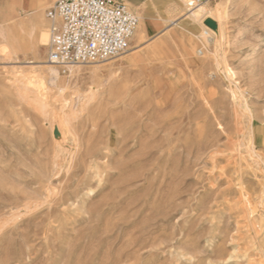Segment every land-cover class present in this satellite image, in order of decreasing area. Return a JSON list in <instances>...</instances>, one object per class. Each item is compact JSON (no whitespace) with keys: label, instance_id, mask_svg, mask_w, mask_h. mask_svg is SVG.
<instances>
[{"label":"rangeland","instance_id":"rangeland-1","mask_svg":"<svg viewBox=\"0 0 264 264\" xmlns=\"http://www.w3.org/2000/svg\"><path fill=\"white\" fill-rule=\"evenodd\" d=\"M187 3L100 62L0 48V264H264V0Z\"/></svg>","mask_w":264,"mask_h":264},{"label":"built area","instance_id":"built-area-1","mask_svg":"<svg viewBox=\"0 0 264 264\" xmlns=\"http://www.w3.org/2000/svg\"><path fill=\"white\" fill-rule=\"evenodd\" d=\"M48 61L66 68L123 54L139 17L121 0H57L46 10Z\"/></svg>","mask_w":264,"mask_h":264},{"label":"crops","instance_id":"crops-1","mask_svg":"<svg viewBox=\"0 0 264 264\" xmlns=\"http://www.w3.org/2000/svg\"><path fill=\"white\" fill-rule=\"evenodd\" d=\"M56 1L0 0V48L6 46L12 53H16L18 58H23L24 55L17 52L23 50L25 38L33 45L39 43L42 12L45 11L46 15V10ZM121 1L137 12H142L148 2V0ZM3 59L5 56L0 53V62Z\"/></svg>","mask_w":264,"mask_h":264},{"label":"bare ground","instance_id":"bare-ground-1","mask_svg":"<svg viewBox=\"0 0 264 264\" xmlns=\"http://www.w3.org/2000/svg\"><path fill=\"white\" fill-rule=\"evenodd\" d=\"M195 1L196 0H188V3L187 5L189 6L188 7V11L191 12L192 14H194V12L196 11L195 9L199 6L197 4H195ZM202 8V6L199 7V10ZM198 12V11H197ZM211 17V16H210ZM208 18V17H207ZM199 19V18H197ZM206 20V19H205ZM42 22V21H41ZM189 23V22H188ZM189 33H193L195 32V29H196V26L195 24L193 25H188V26H185L184 27ZM143 30L142 29H138L135 31L134 35L132 38L138 40L139 38H141L142 34H143ZM204 34H209L210 31L208 29L204 30L203 32ZM217 33V32H216ZM208 40V39H207ZM49 43V33L46 31V30H41V37H40V44L41 45H47ZM47 64L51 65L49 61H46ZM52 66V65H51ZM71 67V66H69ZM49 71L53 72L56 74L57 76V70L50 67L49 68ZM255 121H251V131L250 133L253 135V140H252V145H253V149H256L257 146H262L263 149H264V130L262 128H258L256 125H255ZM53 128H58V130L61 132L60 134H63L64 131H63V128L61 125H53ZM252 151V150H251ZM88 154H92V150L89 151ZM258 160V159H257ZM260 161V160H259ZM99 177V176H98ZM100 180V179H99ZM98 180V181H99ZM249 198V197H248ZM246 201V200H245ZM248 201V200H247ZM251 200H249V203H250ZM248 204V203H247ZM264 205V204H263ZM242 206V205H241ZM247 206V205H246ZM249 207V206H248ZM245 208V207H244ZM252 208V207H250ZM249 212H250V209H248ZM247 214V212H246ZM251 214V213H250ZM252 215V214H251ZM244 217V216H243ZM246 217V216H245ZM257 224V223H256ZM258 225V224H257ZM260 232V230H259ZM248 233V232H247Z\"/></svg>","mask_w":264,"mask_h":264}]
</instances>
